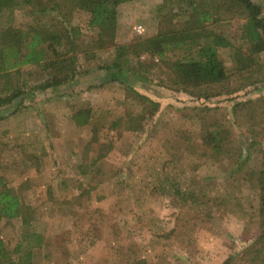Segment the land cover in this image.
<instances>
[{
  "label": "rangeland",
  "instance_id": "1",
  "mask_svg": "<svg viewBox=\"0 0 264 264\" xmlns=\"http://www.w3.org/2000/svg\"><path fill=\"white\" fill-rule=\"evenodd\" d=\"M206 1L219 6L208 27L229 37L243 15L225 9L226 0ZM254 1L264 15V0ZM176 8L174 0L122 1L116 44L154 34ZM41 19L18 4L0 14V27L29 28ZM231 40L217 47L227 77L209 84L215 94L172 84L167 65L146 53L127 56L134 74L129 69L126 82L109 79L101 66L116 49L107 44L76 51L78 76L57 93L31 87L0 108V188L33 209L28 226L0 222L7 247L22 230L54 239L66 228L72 233L68 207L81 220L77 233L86 230L95 243L84 249L82 241L69 242L62 251L77 248L78 259L65 262L55 249L51 264H257L249 248L264 228L261 151L249 136L255 123L264 131V49L251 53ZM196 50H171L165 60Z\"/></svg>",
  "mask_w": 264,
  "mask_h": 264
},
{
  "label": "trees",
  "instance_id": "2",
  "mask_svg": "<svg viewBox=\"0 0 264 264\" xmlns=\"http://www.w3.org/2000/svg\"><path fill=\"white\" fill-rule=\"evenodd\" d=\"M122 1L125 0H0V14L8 8L23 4L37 9L42 15L37 26L27 28L7 24L0 27V108L8 107V104L16 100L21 101L28 88L37 90L55 87L78 76L76 51L86 48L107 44L115 46L116 55L113 60L101 66L106 69V73H112V76L108 73L109 79L126 82L131 68L129 64L126 66L129 55L146 53L155 55L167 65L166 72L172 84L190 89L201 88L207 95L218 93H209V84L227 77L217 51L220 44L231 43L232 38L239 47H248L251 53L264 49V15L262 6L254 0H226L222 4L227 10L236 6L244 17L236 21L229 37L224 32H216L208 27L209 21L217 20L215 15L219 6H213L206 0H174L177 3L176 11L168 20L159 19V27L154 34L136 36L128 43L116 44L117 13ZM54 10L62 17L59 21L52 19L57 16ZM67 14L70 17H81V23L64 22L70 19ZM46 16L50 17L46 19ZM181 47H197L196 54L185 55L173 62L165 60L168 51ZM34 67H40L41 70L34 71ZM42 70L47 71V77L39 78ZM130 74H134L132 69ZM250 132L249 144L260 145L261 161L257 180L261 212L264 213V142L260 138L264 137V131L255 123L250 126ZM210 135L212 137L214 133ZM179 191L180 188L176 189V192ZM22 199L19 194L0 188V222L13 218L16 225H29L33 209L25 205ZM65 210L71 212L72 233L71 228H66L56 233L54 239L53 235L43 231L29 233L22 230L20 235L14 236L11 248L5 244V238L0 236V264H51L55 249L60 251L65 262L70 261V256L78 259L77 248L69 254L62 249L76 240L85 243L84 249H87L95 243V238L92 234L86 235V230L77 233L81 222L77 211L68 207ZM249 250L252 262L264 264V228Z\"/></svg>",
  "mask_w": 264,
  "mask_h": 264
},
{
  "label": "built area",
  "instance_id": "3",
  "mask_svg": "<svg viewBox=\"0 0 264 264\" xmlns=\"http://www.w3.org/2000/svg\"><path fill=\"white\" fill-rule=\"evenodd\" d=\"M135 31L138 32V33L142 32L143 31L142 24H136L135 25Z\"/></svg>",
  "mask_w": 264,
  "mask_h": 264
},
{
  "label": "crops",
  "instance_id": "4",
  "mask_svg": "<svg viewBox=\"0 0 264 264\" xmlns=\"http://www.w3.org/2000/svg\"><path fill=\"white\" fill-rule=\"evenodd\" d=\"M76 82V81H75ZM65 83H67V82H65ZM65 83H61L59 86H61V85H64ZM58 86V87H59ZM69 86H71V85H69ZM57 86H55L54 88H52V90L55 92V93H57L58 91H59V88H58ZM42 120V119H41ZM49 126V125H48ZM46 128V127H45Z\"/></svg>",
  "mask_w": 264,
  "mask_h": 264
}]
</instances>
